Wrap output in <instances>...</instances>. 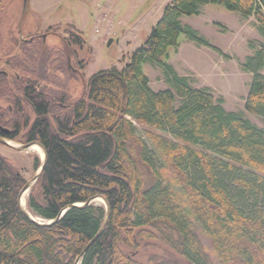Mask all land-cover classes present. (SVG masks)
Returning <instances> with one entry per match:
<instances>
[{
	"label": "trees",
	"instance_id": "1",
	"mask_svg": "<svg viewBox=\"0 0 264 264\" xmlns=\"http://www.w3.org/2000/svg\"><path fill=\"white\" fill-rule=\"evenodd\" d=\"M206 5L254 17L264 36V0H172L128 63L93 75L78 99L66 84L51 89L48 82L46 94H37L40 82L32 83L28 135L47 157L37 180L41 198L31 194L28 212L44 224L23 212L27 181L0 155V264H141L142 243L152 239L171 255L149 264H264V44L250 43L253 55L241 64L252 74L245 111L262 128L168 62L182 35L222 53L181 22ZM67 37L59 71L69 78L71 46L87 43L80 31ZM145 63L162 71L167 89H152ZM97 198L109 208L103 230L106 207L82 206Z\"/></svg>",
	"mask_w": 264,
	"mask_h": 264
},
{
	"label": "rangeland",
	"instance_id": "2",
	"mask_svg": "<svg viewBox=\"0 0 264 264\" xmlns=\"http://www.w3.org/2000/svg\"><path fill=\"white\" fill-rule=\"evenodd\" d=\"M20 1L14 0L11 3L13 11L19 9L17 5ZM32 1L27 13H24L23 9L13 13L14 24H21L23 32L35 26L44 28L59 24V37H66L64 32L74 26L83 33L87 45L82 47V50L73 47L77 57L71 58L72 69L68 74L69 78L59 74V84H66L72 100H75L84 94L86 83L93 75L113 67L122 69L125 63H128L130 54L147 40L152 28L159 21L163 8L172 0ZM180 19L182 24L192 27L222 53L198 46L182 35L178 48L168 50V62L179 75L187 77L193 87L209 88L216 98L223 101L227 111L243 113L254 125L262 128L263 120L245 111V99L252 74L241 68L245 59L253 55L249 44L254 43L257 47L264 44V36L255 18L245 19L221 5H206L202 8L200 16H183ZM53 31L57 32V29ZM110 39L113 41L108 46ZM84 60H88L87 66L80 69L79 63ZM51 70L52 68L48 67V71ZM143 70L152 89L163 90L169 87L159 68L145 63ZM15 147L17 148L16 145ZM0 155L8 158L21 171L27 184L31 185L21 199L22 206L28 211L31 194L41 198L39 184L34 180L38 172L36 164H41L42 157L38 152L29 149L8 150L1 146ZM94 203L105 206L101 199ZM35 219L41 222L40 219ZM201 241L210 248L204 238L201 237ZM170 255L166 244L159 239H152L142 243L137 260L141 264H149L151 257L163 260Z\"/></svg>",
	"mask_w": 264,
	"mask_h": 264
},
{
	"label": "flooded vegetation",
	"instance_id": "3",
	"mask_svg": "<svg viewBox=\"0 0 264 264\" xmlns=\"http://www.w3.org/2000/svg\"><path fill=\"white\" fill-rule=\"evenodd\" d=\"M13 1L0 0V146L24 151L23 147L37 143L28 135L35 119L30 95L32 83L40 82L36 86L37 94H46L48 82H52L49 87L55 89L59 84V74L64 77L59 71L61 41L80 30L72 25L75 28H68L66 33L62 31L66 37H59V24H55L44 28L35 26L23 32L21 24H14L13 13L22 9L27 13L33 1L21 0L16 11L11 7ZM55 29L57 32L53 31ZM16 62L25 67L24 72L16 70ZM67 62L71 70L70 55L67 56ZM48 67L52 68L51 72ZM16 78L23 82L22 86L16 85Z\"/></svg>",
	"mask_w": 264,
	"mask_h": 264
},
{
	"label": "water",
	"instance_id": "4",
	"mask_svg": "<svg viewBox=\"0 0 264 264\" xmlns=\"http://www.w3.org/2000/svg\"><path fill=\"white\" fill-rule=\"evenodd\" d=\"M112 41H113V39L108 40L107 45L110 46V45L112 44ZM32 146H38V147L42 150V152H43V154H44V157H43V159L41 160V165H40V167L38 168V172H37V174H36V178H35V180H34V181H37V180L39 179V177L41 176V173H42V171H43V169H44V166H45V163H46V157H47V156H46V151H45V149H44L40 144H38V143H35V144H29V145L23 147L22 150L29 149V148H31ZM30 186H31V185L26 184V186L23 188V190H22V192H21V194H20L19 204H20V206H21L23 212H24V213L30 218L31 221L37 223L38 225H42V224H44V223H41V222L38 221L37 219L33 218V216H32V215H31V214H30V213H29V212H28V211L22 206V204H21L22 196H23V194H24L28 189H30ZM97 199H101V200L103 201V203L105 204V207H106V211H107V217H106V219H105L104 226H103V228H102V230H103L104 227L107 225V222H108V218H109V208H108V206H107V204H106V201H105L104 199H102V198H97ZM97 199H93V200L89 201L87 204H84V205H82V206H83V207H88L89 205L93 204ZM82 206H81V207H82ZM73 207H75V206H73ZM70 208H71V207H70ZM70 208L64 210V211L60 214V216H59L55 221H53V222H49L48 225H50V224H52V223H54V222L59 221L60 218L63 217V215H64V214H65Z\"/></svg>",
	"mask_w": 264,
	"mask_h": 264
},
{
	"label": "bare ground",
	"instance_id": "5",
	"mask_svg": "<svg viewBox=\"0 0 264 264\" xmlns=\"http://www.w3.org/2000/svg\"><path fill=\"white\" fill-rule=\"evenodd\" d=\"M29 150L38 152L41 155V157H42L41 159H43L44 154H43L42 150L38 146H32L31 148H29Z\"/></svg>",
	"mask_w": 264,
	"mask_h": 264
},
{
	"label": "crops",
	"instance_id": "6",
	"mask_svg": "<svg viewBox=\"0 0 264 264\" xmlns=\"http://www.w3.org/2000/svg\"><path fill=\"white\" fill-rule=\"evenodd\" d=\"M262 71H263V73H264V69H263Z\"/></svg>",
	"mask_w": 264,
	"mask_h": 264
}]
</instances>
